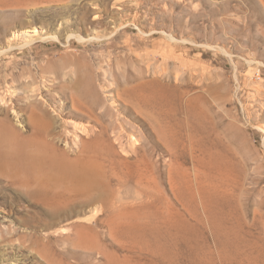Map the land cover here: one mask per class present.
Here are the masks:
<instances>
[{"label": "rangeland", "instance_id": "obj_1", "mask_svg": "<svg viewBox=\"0 0 264 264\" xmlns=\"http://www.w3.org/2000/svg\"><path fill=\"white\" fill-rule=\"evenodd\" d=\"M113 89L129 102L148 95L173 128L167 152L142 127L138 152L161 164L160 191L124 200L137 246L117 253L133 264H264V0H0V118L14 130L31 134L44 109L54 122L47 138L73 158V135L86 136L65 123H108L113 104L124 105ZM169 156L189 175L174 174L172 189ZM7 163L0 264L103 261L78 238L107 230L104 212L86 204L91 194L65 191L59 201L22 190ZM113 189L101 197L137 196L132 186Z\"/></svg>", "mask_w": 264, "mask_h": 264}, {"label": "bare ground", "instance_id": "obj_2", "mask_svg": "<svg viewBox=\"0 0 264 264\" xmlns=\"http://www.w3.org/2000/svg\"><path fill=\"white\" fill-rule=\"evenodd\" d=\"M113 91L117 99L124 101V105L113 104L112 113L106 109L110 116L108 123L100 122L97 116L94 121L98 122V126L90 122L74 125L72 120L65 123L73 125V132L79 131L86 136V139L82 140L78 135H73L79 140H76V154L73 158L56 148L47 138L55 133L49 128L54 122L44 120L47 114L44 109H39L41 113L37 114L40 118L38 128L34 127L32 133L27 136L14 130L8 120L0 118V161L3 162L8 155L7 165L11 168L13 183L22 190L31 191L34 187L33 192L44 195L47 191V194H52L51 197L59 201L66 199L68 192L83 190L90 193L91 196L85 199L86 204H97L98 211L104 212L107 230L104 233L78 235L81 244L92 249L97 258L103 259L98 260L96 264H133L126 254L117 253L127 247L130 249L137 246L133 235L126 229L129 221L126 220L123 210L124 200L149 199L155 191H160L158 177L161 164L155 163L151 156L138 152L143 145L142 127H152L158 135V142L164 143L167 152L172 148L169 142L173 128L168 120L169 112L161 106L150 104L151 98L148 95L138 94L134 102H129L123 97L124 90ZM0 101L1 104L4 103L1 95ZM90 111L89 109L88 113ZM84 112L76 108L71 115L83 118ZM139 114L146 117L147 121L141 119ZM151 150H155L154 145L145 146V152ZM163 165L171 189L177 186L178 180L174 174H181V178L189 176L184 164L175 161L171 156L163 160ZM61 180L71 181L73 184L60 186L58 182ZM127 186L136 188L137 196H129L124 192L119 198L112 197L110 200L101 197L102 190H111V187H114V191H122ZM91 217L84 219L90 220ZM162 222L167 226L171 218ZM76 227L78 230L79 227L86 229V225L82 223H78ZM179 227L177 225L175 228L177 233L181 229ZM168 228L171 232L173 224ZM150 229H156L154 223H151Z\"/></svg>", "mask_w": 264, "mask_h": 264}]
</instances>
